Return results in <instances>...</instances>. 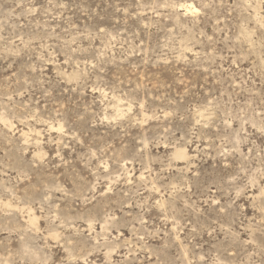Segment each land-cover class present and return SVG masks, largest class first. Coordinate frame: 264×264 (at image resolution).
<instances>
[{"label": "rangeland", "instance_id": "rangeland-1", "mask_svg": "<svg viewBox=\"0 0 264 264\" xmlns=\"http://www.w3.org/2000/svg\"><path fill=\"white\" fill-rule=\"evenodd\" d=\"M0 264H264V0H0Z\"/></svg>", "mask_w": 264, "mask_h": 264}, {"label": "bare ground", "instance_id": "bare-ground-1", "mask_svg": "<svg viewBox=\"0 0 264 264\" xmlns=\"http://www.w3.org/2000/svg\"><path fill=\"white\" fill-rule=\"evenodd\" d=\"M181 156V153H178Z\"/></svg>", "mask_w": 264, "mask_h": 264}]
</instances>
